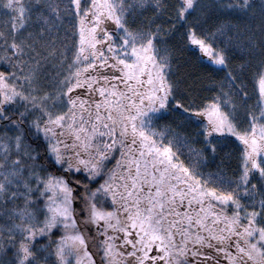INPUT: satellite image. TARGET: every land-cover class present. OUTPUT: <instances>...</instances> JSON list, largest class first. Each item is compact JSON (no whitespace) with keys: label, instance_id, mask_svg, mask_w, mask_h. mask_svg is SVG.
<instances>
[{"label":"snow or ice","instance_id":"1","mask_svg":"<svg viewBox=\"0 0 264 264\" xmlns=\"http://www.w3.org/2000/svg\"><path fill=\"white\" fill-rule=\"evenodd\" d=\"M0 264H264V0H0Z\"/></svg>","mask_w":264,"mask_h":264}]
</instances>
